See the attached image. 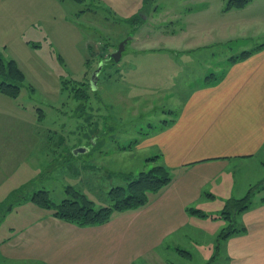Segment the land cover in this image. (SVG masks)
I'll use <instances>...</instances> for the list:
<instances>
[{"label":"rangeland","instance_id":"rangeland-1","mask_svg":"<svg viewBox=\"0 0 264 264\" xmlns=\"http://www.w3.org/2000/svg\"><path fill=\"white\" fill-rule=\"evenodd\" d=\"M65 2L64 6L50 8L51 20L38 27L34 51L21 49L18 40L2 41L7 50L0 48V58L16 59L23 86L14 100L4 97L5 104L14 106L10 112L14 121L5 114L0 140L2 146L6 144L4 149L16 144L40 147L43 152L47 148L42 141L51 140L50 145L73 147L69 153L77 150L80 163H73L62 172L42 168L23 190L7 197L0 204V238L38 213L35 204L23 200V192L28 195L29 190L44 187L51 191L50 198L55 203L69 197L64 194L60 198L55 185L47 184L51 174L64 185H70L67 187L87 195L95 205L104 204L108 189L125 185L126 174L136 175L154 165L145 161L155 156L153 149L134 146L124 151L123 148L141 139L142 133L150 131L149 126L170 121L172 116L164 113L176 111L184 93L201 85L206 75L219 76L230 56L264 45V34H257L259 24L253 17L259 0L229 10H225L228 0ZM39 33L42 39L38 38ZM120 44H124L123 52L118 62H114L111 55ZM194 45L197 50L183 52ZM97 69L96 88L92 90L89 79ZM86 147H91L89 152ZM37 158L41 162L40 154ZM260 171L262 177L258 176L255 184L248 187L253 188L251 205L264 198V168L260 167ZM211 191L214 199L203 194L192 206L206 215L199 218L194 214L193 224L204 233L196 232L200 231L196 226L195 231L186 229L192 241L182 239L181 247H176L190 253L192 258L168 256L164 251L171 264H206L204 261L216 258L217 241L212 244L209 237L229 225L222 215L227 202L242 198L246 192L240 190L237 194L230 179L227 184H213ZM217 264H221V259Z\"/></svg>","mask_w":264,"mask_h":264},{"label":"crops","instance_id":"crops-1","mask_svg":"<svg viewBox=\"0 0 264 264\" xmlns=\"http://www.w3.org/2000/svg\"><path fill=\"white\" fill-rule=\"evenodd\" d=\"M252 1L249 4L252 5ZM65 4L64 0H0V48L4 39H14L21 43L24 51H34L37 47L33 40L37 38L38 27L51 20L50 8ZM255 10L256 17L255 14L253 17L259 24L257 34H264L261 31L264 30V0H259ZM41 33L39 39L43 38ZM201 38L196 37V40ZM194 48L195 45L183 52L198 49ZM1 49L6 51L7 46ZM9 60L18 65L13 57ZM221 74L218 83L208 87L198 85L184 93L178 117L171 127L151 133L135 145V149H153L159 158L154 163H146L162 165L172 176L171 183L151 195L147 205L117 214L105 224L83 228L37 208L38 213L25 225L10 228L9 235L0 238V264H171L170 254L192 258L190 253V256H182L175 252L176 247H181L182 239L192 241L186 229L190 232L199 228L196 232L204 233L193 224L195 216L186 209L203 194L214 199L213 184H227L229 179L237 188V194L240 190L246 192L258 180L260 167L264 168V47L243 61L227 64ZM4 97L14 100L0 94V137L5 114L14 121L10 113L14 106L5 104ZM24 142L30 145L27 139ZM51 142L42 141L47 148L43 152L40 147L16 144L4 149L6 144L2 146L0 140V204L23 190L29 181L39 176L42 168L66 159V163L54 170L62 172L69 170L73 163H80L77 155L68 161L73 147L50 145ZM86 148L87 152L91 149ZM30 152L32 155L28 156ZM36 152L41 155V162H37ZM4 153H7L5 157ZM38 163L42 166H37ZM32 165L35 166L30 167ZM53 176L47 177V184L53 183L59 197L63 198L65 187L70 185H64L59 177ZM40 190H47L51 196L49 189ZM33 192L36 191L29 190L28 195L23 192V200L31 201ZM257 201L260 203L249 205L247 210L234 216L238 221L234 222L236 228L244 227L245 232L219 241L216 258L204 261L206 264L220 263V259L221 264H264V198ZM215 237L217 235H211L209 242L214 244Z\"/></svg>","mask_w":264,"mask_h":264},{"label":"trees","instance_id":"trees-1","mask_svg":"<svg viewBox=\"0 0 264 264\" xmlns=\"http://www.w3.org/2000/svg\"><path fill=\"white\" fill-rule=\"evenodd\" d=\"M74 3L82 4L84 0H71ZM251 0H228L225 10H229L234 7H243L247 5ZM83 10L82 12H84ZM264 45H259L250 51H242L237 55L230 56L227 59V64H235L239 61H243L250 57L253 53L263 48ZM222 74L216 76L215 73H210L204 77L201 83L202 87H208L219 82ZM23 86V76L18 70L14 61H4L0 58V94L9 98L15 99ZM77 92V90H75ZM77 93H76V96ZM82 98H84L82 96ZM178 109L176 111H167L164 113L168 116H172L170 121L162 120L160 125L155 127L149 126V130L146 133L141 134V139L149 137L152 133L161 132L174 124V120L178 117ZM140 139H136L131 144L123 148L122 150H131L132 147L139 143ZM74 157L72 153H69L68 161ZM159 156H152L146 159V162L154 163ZM66 159L61 162H57L56 165L49 166L47 169H55L61 164L66 163ZM126 183L123 186H114L110 188L106 193V204L104 206L97 207L92 201H90L85 195L77 192L71 187L65 188V195L69 197L62 199L58 203H54L47 191L39 190L34 192L30 200L40 209L49 211L53 217L63 220L67 223L73 224L77 227H91L98 226L109 222L117 214L135 211L150 201L151 195L157 194L162 189L167 187L171 181V173L162 165H154L146 171H141L136 175L130 173L125 175ZM253 195V188H249L246 194L240 199H231L227 202L225 209L222 213L229 221V225L223 228L217 235V243L224 240L231 235L245 232L244 227L236 228L234 224V216L247 210L251 205V197ZM186 211L191 215L194 214L199 217H205L200 210H195L192 207L187 208ZM182 256H190L189 253L177 250Z\"/></svg>","mask_w":264,"mask_h":264},{"label":"water","instance_id":"water-1","mask_svg":"<svg viewBox=\"0 0 264 264\" xmlns=\"http://www.w3.org/2000/svg\"><path fill=\"white\" fill-rule=\"evenodd\" d=\"M123 45L124 44H120L118 46L116 52H114L111 55V58L113 59L114 62H118L119 58L121 57V54L123 52ZM98 71H99V69H97L95 72H93L90 76V79H89V84H90V87L92 90H95V88H96V80H97ZM85 152H86V149H83L81 151V153H85ZM76 154H77V150L75 152H73V155H76Z\"/></svg>","mask_w":264,"mask_h":264}]
</instances>
